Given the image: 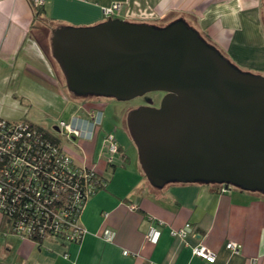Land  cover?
I'll return each mask as SVG.
<instances>
[{
  "label": "crops",
  "instance_id": "crops-1",
  "mask_svg": "<svg viewBox=\"0 0 264 264\" xmlns=\"http://www.w3.org/2000/svg\"><path fill=\"white\" fill-rule=\"evenodd\" d=\"M43 1L38 14L31 0H0L1 117L26 119L30 108L65 107L62 72L51 55V30L97 24L106 19L103 8L114 2L120 8L112 17L150 24L182 18L238 64L264 72L263 0ZM72 102L89 116L101 113L98 106L103 104L99 98ZM75 116L82 118L80 130L88 129V117L76 113L71 119ZM118 147V160L122 164L127 160V165L102 164L99 172L107 182L85 201L79 214L84 231L77 241L66 244L50 237L38 244L3 231L0 214V264H203L205 260L193 254L195 245L214 254L209 264H264V194L199 182L155 188L139 163L122 152V145ZM90 151L85 154L87 162L95 161V148ZM185 223L191 225V233L185 238L173 234ZM152 225L161 230L155 244L146 239ZM105 228L114 232L111 241L103 237ZM229 241L237 250L226 247Z\"/></svg>",
  "mask_w": 264,
  "mask_h": 264
},
{
  "label": "water",
  "instance_id": "water-1",
  "mask_svg": "<svg viewBox=\"0 0 264 264\" xmlns=\"http://www.w3.org/2000/svg\"><path fill=\"white\" fill-rule=\"evenodd\" d=\"M50 48L76 96L164 93L126 118L153 187L199 182L264 194V76L238 70L185 20L56 26Z\"/></svg>",
  "mask_w": 264,
  "mask_h": 264
},
{
  "label": "trees",
  "instance_id": "trees-1",
  "mask_svg": "<svg viewBox=\"0 0 264 264\" xmlns=\"http://www.w3.org/2000/svg\"><path fill=\"white\" fill-rule=\"evenodd\" d=\"M34 9L38 14L43 10L42 6ZM21 119L30 125L32 134L29 140L21 138L14 146L19 157L15 166L10 163L8 152L3 155L0 177L3 183L9 181L0 210L3 231L21 230L38 244L50 237L65 241L72 236L74 240L70 241H77L80 235L74 230V222L87 195L105 187L107 177L95 168L78 167L69 159L64 161L60 137L64 134L60 128L48 130ZM107 164L114 166L111 161Z\"/></svg>",
  "mask_w": 264,
  "mask_h": 264
},
{
  "label": "rangeland",
  "instance_id": "rangeland-1",
  "mask_svg": "<svg viewBox=\"0 0 264 264\" xmlns=\"http://www.w3.org/2000/svg\"><path fill=\"white\" fill-rule=\"evenodd\" d=\"M155 23H157L156 25L165 24L167 23V20H161V22L158 20ZM262 23L264 27V11H262ZM46 25L50 29V26L53 25V22L46 23ZM41 26L42 24L39 27ZM201 35L204 38H206L208 41H210V43L215 45L220 50V52L225 57H227L229 61L235 65V67L238 68V70L242 72H250L252 74H258L264 76V72L262 71L250 69L241 64H238L231 57H229L226 50H223L222 47H220L215 42L211 41L206 34H201ZM60 79L62 82L61 90L64 91V94L68 99L64 104L65 107L62 108L61 110H58L56 108L53 110L30 108V111L26 115V119L38 125H41L48 130H52L53 126L56 125L60 119L65 121L71 120L73 114L76 113H80L84 117H88V120H91V116H89L88 113L86 114V113H81L82 111L80 110L78 111V109H76L77 107L76 105L79 104L77 103L75 105L72 101H80L88 98H99L100 100L103 101V104L98 106L99 107L98 110L101 111L100 116L104 115L102 123L99 122L98 124H96L93 127L92 131L91 129H89L90 135L86 136L87 139L75 135L74 139L68 140L66 137L64 136L62 137L60 135L65 152L73 159L74 163L79 165L84 164L87 166H92L96 170L98 169V171H101L102 164H104L106 167V163L109 160V158H111V162L115 163L117 166L120 165L123 166L124 163L125 165H127V160L123 164L122 162H120L122 160H118L121 159L120 157L121 152L119 150L110 153L109 150L107 149L109 144L108 136L111 135L112 137H114V141L116 142L117 145L119 144L122 145V150H123L122 152L128 157H132L134 161L139 163L137 156V149L129 134L128 127L126 124V118L130 110L135 109L140 105L149 104V101H151V105L158 106L159 101L161 99L160 93L157 91L147 92L142 96H137L127 100H118L114 97L96 96V95H88L85 97H80L74 95L67 89L66 84L64 82L63 74H61ZM71 98L74 100H72ZM26 107L27 106H23V109ZM22 114H24V112L20 113L19 117L22 116ZM86 130H84V133H87ZM89 139L91 140L92 144L89 141ZM91 145L93 146L90 149ZM94 145H96V147H94ZM94 148L96 152L94 155L95 161L91 160L87 162L85 154L86 153L90 154L91 152L90 150H94Z\"/></svg>",
  "mask_w": 264,
  "mask_h": 264
},
{
  "label": "built area",
  "instance_id": "built-area-1",
  "mask_svg": "<svg viewBox=\"0 0 264 264\" xmlns=\"http://www.w3.org/2000/svg\"><path fill=\"white\" fill-rule=\"evenodd\" d=\"M31 1L33 2L35 6H42L44 3L43 0H31ZM119 8H120V3L118 2H114L111 5L103 8L105 17H108V16L112 17ZM90 116H91V120L86 121V124L88 126V129L86 130L87 133L82 134V130L84 131V129L80 130L79 126L82 124V118H80L79 116L73 117L70 122L59 120L57 125H58V128H60V132L64 134V136L68 140H71L70 137L74 138L75 135L83 136L87 138L86 136L90 135L89 129H91L92 131L93 127L100 122V117H101L100 112L91 113ZM31 134L32 133H31L30 125H28V123L24 119L11 120V119H7L4 117H0V171H2L4 168L3 165H1L4 153L5 152L9 153L10 163L15 166L17 160H19V157L15 153L14 146L16 145V143L20 141L21 138H24V141L29 140L31 137ZM108 140H109V144H108L107 149L109 150V152L113 153V152L118 151V147H117L116 142L114 141V137L109 135ZM23 143H24L23 145L26 146L25 142ZM63 153H64V161H67L69 159L71 162H73V159L65 152L64 148H63ZM108 161H111V158H109ZM74 164L82 168L87 166L84 164L83 165H79L76 163ZM89 167H92V166H89ZM14 179L15 177L12 178L11 181H14ZM8 182L9 181H6L3 183V180H1V177H0V210L4 206L3 191H4L5 185H8ZM90 195L91 193H89L87 197H89ZM73 227L76 228L74 229L76 233H78V235L81 236L84 229L79 223V216L75 220ZM20 231L21 230H18L15 233L21 236L27 237L25 233L20 232ZM191 232H192L191 225L189 223H185L182 228L173 231V234L175 235L177 234L178 236L185 238ZM102 234H103V237L108 241H111L114 237V232L110 230L109 228H105ZM160 234H161V230L159 229V227L152 225L149 227L146 233V239L150 243L155 244L158 241ZM72 239L74 240V238L71 236L69 240L67 239L64 242H66L67 244L71 242L70 240ZM226 247L230 250H237V244L233 241L227 242ZM192 251H193V254H195L196 256H200L205 260L203 264H209L213 262L214 260V254L211 253L209 250H207L206 247L203 245L193 246ZM124 253H126V251ZM64 256L65 257L67 256L66 252L64 253Z\"/></svg>",
  "mask_w": 264,
  "mask_h": 264
},
{
  "label": "flooded vegetation",
  "instance_id": "flooded-vegetation-1",
  "mask_svg": "<svg viewBox=\"0 0 264 264\" xmlns=\"http://www.w3.org/2000/svg\"><path fill=\"white\" fill-rule=\"evenodd\" d=\"M160 93V97H162V95L164 94L163 92H159Z\"/></svg>",
  "mask_w": 264,
  "mask_h": 264
}]
</instances>
